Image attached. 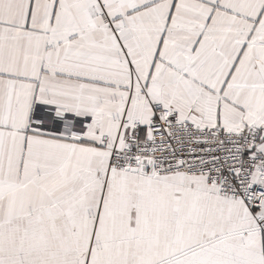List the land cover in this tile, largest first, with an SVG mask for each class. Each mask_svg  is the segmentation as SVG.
<instances>
[{"label":"snow or ice","instance_id":"1","mask_svg":"<svg viewBox=\"0 0 264 264\" xmlns=\"http://www.w3.org/2000/svg\"><path fill=\"white\" fill-rule=\"evenodd\" d=\"M0 264H264V0H0Z\"/></svg>","mask_w":264,"mask_h":264}]
</instances>
